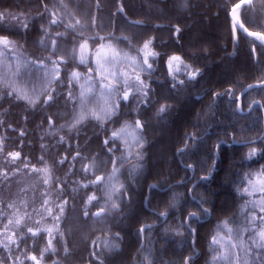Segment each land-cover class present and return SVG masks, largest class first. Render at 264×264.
Masks as SVG:
<instances>
[{"label": "trees", "instance_id": "1", "mask_svg": "<svg viewBox=\"0 0 264 264\" xmlns=\"http://www.w3.org/2000/svg\"><path fill=\"white\" fill-rule=\"evenodd\" d=\"M239 1L0 0V36L22 53L13 59L16 82L32 67L28 59H72L75 53L58 54L57 48L75 52L82 40L93 47L97 38V44L106 41L138 57L151 40L150 50L157 53L149 57L152 67L143 64L140 73L147 98L127 108L129 129L137 120L143 124L135 129L142 146L129 142L120 164L118 147L107 150L108 133L96 124L90 127L87 171L76 161L37 162L48 151L38 148L36 137L33 147L24 142L10 147L11 102L0 79L2 152L19 153L12 164L44 169L48 191L53 199L61 196L64 206L54 239L19 224L14 228L1 211L0 235L7 240H0V264H36L33 256L39 264H264V247H257L264 230V186L255 189L264 178V137L238 145L263 134L264 87L237 102L246 86L264 81V46L241 32L234 40L228 15ZM239 17L248 31L264 36V0H253ZM173 55L182 63L177 72L172 62L170 75ZM192 70L199 72L195 79L188 77ZM13 107L24 109L21 101ZM9 194L1 189L0 207ZM90 196L95 199L89 203ZM190 213L196 217L191 226ZM224 241L235 245L239 261L228 246L222 256Z\"/></svg>", "mask_w": 264, "mask_h": 264}, {"label": "flooded vegetation", "instance_id": "2", "mask_svg": "<svg viewBox=\"0 0 264 264\" xmlns=\"http://www.w3.org/2000/svg\"><path fill=\"white\" fill-rule=\"evenodd\" d=\"M176 36L174 34V37ZM74 57L75 54L72 59L63 58L61 62H58V57L53 62L54 64H51L52 62L28 59L27 63L32 65V67L28 66L24 75L26 80L32 81L34 79L37 82L32 81L35 86H29V93L24 96H16L14 93V56L10 54L7 58L3 57V62L0 65L8 69L7 97L11 102V109H9L8 114L10 117L8 121L10 147L16 148L18 143L23 142L33 147L31 140L32 137H36L39 142L36 144L38 148L48 151L47 154H44L46 158L39 157L37 162L46 164L50 161L55 163L76 161V164L85 165V170L87 171L90 167V127L98 124L101 130L108 133L107 140L109 143L106 145L104 141V146L107 150L118 147L117 156L119 155V159L117 162L120 164L124 163L126 161L124 155H126L128 143L132 142V138L128 139L127 136L125 137V133L113 138L112 133L120 132L126 125L129 126L131 121L127 122V108L132 107V104L130 101L124 100L125 94L118 95L116 92L107 94L109 100L104 108L100 106V103H95L96 100L93 99V97H98V95H93L92 93V95L90 93L80 95L79 91L82 89L78 80L73 78V72L90 71H88L87 66L82 64V69L80 70V64ZM54 65L55 69L53 70ZM39 85V93H31ZM0 97H3V95H0ZM117 97L119 98L116 102ZM120 97L121 101H119ZM82 98L84 102L80 101ZM14 101H21L24 109L15 111L13 107ZM84 103H86L87 108L80 110L79 107L83 106ZM99 107L103 109H99ZM82 111L85 113V118L76 123V119ZM20 126H23V132L18 128ZM137 138L139 139L138 135ZM83 150L86 151L85 155H83ZM70 158L71 161H69ZM11 159L17 160L12 157Z\"/></svg>", "mask_w": 264, "mask_h": 264}, {"label": "rangeland", "instance_id": "3", "mask_svg": "<svg viewBox=\"0 0 264 264\" xmlns=\"http://www.w3.org/2000/svg\"><path fill=\"white\" fill-rule=\"evenodd\" d=\"M14 18L15 16L11 15L10 19L14 20ZM196 34L197 32L193 34V37ZM92 40L96 43V46L92 47L91 43L82 40L77 49H75V52H72L70 49L63 50L57 48L56 50L58 54L63 53L64 55L75 53L74 59L78 63L88 67V71L90 72L84 70L77 72V76H73L74 79L78 80L83 94L98 95V97H93V99L96 100L95 103H100V106L103 108L109 100L107 97L108 93L116 92V94L121 95L127 92V101L134 104L144 101L147 98V95H145L147 93V85L140 74L144 71L142 70V67L145 65L144 53L141 52L138 57L116 48L112 44H109V42L105 41L103 44H97L95 42L97 38ZM8 41L9 44L7 46L0 44V64L3 62V57L7 58L10 54L16 60L22 55L21 49L13 41ZM81 44L86 45L83 50L80 47ZM59 58L63 59V56ZM51 64L54 63L52 62ZM54 67L55 65L53 66V70L55 69ZM0 79L6 83L8 82V69L2 65H0ZM16 81L14 78L15 91L20 96L28 94V87H34L33 82H37L34 79H32L33 82L26 80V77L24 80ZM39 91L40 85L35 91H31V93L37 94ZM118 98H116V102ZM119 101H121V97ZM83 108H87L86 103L79 107L80 110ZM103 108L99 107V109ZM131 130L133 129H129L128 131ZM124 136H127L128 139L130 138L126 132ZM158 155H160V151L157 152V158ZM13 161L10 156L2 152L0 147V191L2 188L6 192L10 191L7 200L4 201L5 206L0 207V213L3 214L1 211L6 213L7 217H9L7 220L13 223L14 228L19 224L20 226H24L28 232L35 233L36 235L46 233L50 235L51 239H54L59 234V223L63 217L64 206L61 196L55 197V199L52 198V192L47 189L49 177L44 169L35 170L18 161L12 164L11 162ZM45 180H47V183H45ZM262 182H264V178L261 181L256 180L255 189L260 190L264 186ZM9 187L10 190H8ZM50 228L53 229L51 234L48 232ZM257 239V244L264 243L260 241L259 236ZM0 240L4 241L7 238L0 235ZM226 246L231 248L234 260L239 261L240 256H238L235 245L231 242L224 241L221 243V248L224 250L222 256L225 255ZM229 255H231L230 252Z\"/></svg>", "mask_w": 264, "mask_h": 264}, {"label": "snow or ice", "instance_id": "4", "mask_svg": "<svg viewBox=\"0 0 264 264\" xmlns=\"http://www.w3.org/2000/svg\"><path fill=\"white\" fill-rule=\"evenodd\" d=\"M236 12H237V9H236ZM53 23H55V21H53ZM177 32H179V29L177 28L176 30ZM235 34V33H234ZM249 36H252L250 33H249ZM256 37L260 38L261 40H264V36H260V34H257ZM56 41L54 40L53 41V45H55ZM152 43L151 40H149L148 42H146L144 45H143V49L141 50L143 53H144V64L145 65H148V68L150 69L152 67V65L149 63V57H155L157 55V53L153 52L150 50V44ZM0 44H3L5 46H7L9 44V41L7 39V37H3V36H0ZM81 49L83 50L86 45L85 44H81ZM177 62V67L175 69V71L179 72L180 71V63H182L181 61V57L180 56H177V55H173L169 58V61H168V64H169V72H170V75L172 74V68H171V65H172V62ZM82 62H83V58H82ZM185 68L187 69V66L185 65ZM78 74L76 72H73V76H77ZM199 75V72L198 70H192V71H188V77L189 79H195L197 76ZM173 79H175V76H173ZM175 86V85H173ZM145 95H147V93H145ZM51 98V97H50ZM124 100L127 101L128 100V93L126 92L125 95H124ZM34 103V101H32ZM160 112H164L166 111V109L164 107H161ZM93 115H95V113H93ZM85 118V113L82 111L81 114L79 115V117L76 119V123H79L81 120H83ZM99 118V117H98ZM50 123H51V120H50ZM143 127V124L141 123L140 120H137L136 121V124H135V129H141ZM130 128V126L126 125L125 128H122L120 130V132H113L112 133V136L113 138H117L121 135V133H127L128 136H130L133 141H135L136 145H140L142 146V141L139 140L137 138V133L135 131V129L131 130V131H128V129ZM23 134V133H22ZM109 143V141L106 139L105 140V144L107 145ZM218 148L220 147L219 145L217 146ZM255 152V149L253 150V153L254 154ZM250 154V155H252ZM10 156L14 159H17L19 157V153H10ZM63 163V161H62ZM97 181H99L101 178L98 176L97 178ZM45 183H47V180H45ZM115 191V186H113L112 189L109 190V199L112 198V193ZM93 199H95L94 196H90L88 198V202L90 203ZM113 207H115V205H113ZM102 211V210H101ZM87 214V213H86ZM100 213H96V215H99ZM166 215V214H165ZM195 214L194 213H190L187 220H186V223H188L189 226H191L193 220L195 219ZM53 231L52 228L48 229V232L51 234ZM145 231V229L142 227L140 229V232L143 233ZM193 233L195 232V229L192 230ZM33 235H35V233H33ZM259 238H260V241L264 242V230L260 231L259 232ZM215 242V239L214 241ZM49 246H51V240H49ZM257 247H264V243H261V244H257ZM30 259H32L33 261H36V264H39V261L36 260V257H30ZM185 264H190V261L189 260H186L185 261Z\"/></svg>", "mask_w": 264, "mask_h": 264}, {"label": "water", "instance_id": "5", "mask_svg": "<svg viewBox=\"0 0 264 264\" xmlns=\"http://www.w3.org/2000/svg\"><path fill=\"white\" fill-rule=\"evenodd\" d=\"M253 2V0H241L239 1L237 4H235L234 6L231 7L230 11H229V19L231 21V29H232V33H233V37L234 40H236L237 37V32H241L242 34H244L246 37L255 40L256 42L260 43L261 45L264 46V40H261L260 38L256 37L257 34L259 33H254V32H250L248 31L243 24L240 21V17H239V13L241 11V9L243 7H247L249 5H251V3ZM237 9V12H236ZM235 33V34H234ZM249 33L252 36H249ZM177 35V33H175V36ZM260 36H263L260 34ZM62 59H58V62H61ZM264 87V81L261 83H256V84H250L248 86H246L241 93L238 95L237 97V102H238V106H240V101L242 96L247 93L248 91L255 89V88H261ZM264 137V131L263 134L260 138L254 140V141H250V142H244V143H240L238 145L240 146H247V145H251V144H255L257 142H259L262 138ZM148 197L145 198V203L144 205L146 206V201H147ZM98 215H96V213L93 215L94 218H96ZM143 228L145 229L146 226H143ZM143 235V233H141Z\"/></svg>", "mask_w": 264, "mask_h": 264}]
</instances>
